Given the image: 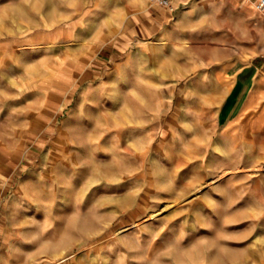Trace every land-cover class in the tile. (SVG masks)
<instances>
[{"label": "rangeland", "instance_id": "1", "mask_svg": "<svg viewBox=\"0 0 264 264\" xmlns=\"http://www.w3.org/2000/svg\"><path fill=\"white\" fill-rule=\"evenodd\" d=\"M73 2L0 0V205L21 192L32 236L70 245L35 264H264V129L222 136L225 89L154 94L129 51L62 85L98 28Z\"/></svg>", "mask_w": 264, "mask_h": 264}, {"label": "crops", "instance_id": "2", "mask_svg": "<svg viewBox=\"0 0 264 264\" xmlns=\"http://www.w3.org/2000/svg\"><path fill=\"white\" fill-rule=\"evenodd\" d=\"M172 4L173 12L150 0H74L73 12H98L92 21L98 28L88 38L93 45L84 56L73 59V77L62 85L90 79L97 62L116 63L129 51L134 73L146 71L151 79L148 89L154 94L171 88V75L190 73L198 75L194 82L198 88L203 75H208V88L214 91L211 104L219 99L218 89H225L217 116L224 127L222 136H245L248 122L254 132L263 130L264 13L256 9L255 0H172ZM81 21L76 16L69 25ZM63 35L65 40L74 39L72 30ZM57 39L58 35L52 40ZM142 57L145 67L138 65ZM124 62H118L119 66L126 65ZM164 94L163 105L169 98ZM18 186L25 192L23 182ZM13 195L0 205V264L58 261L70 245L57 239L44 244L32 236L34 228L22 224L29 216L20 204L21 192Z\"/></svg>", "mask_w": 264, "mask_h": 264}, {"label": "built area", "instance_id": "3", "mask_svg": "<svg viewBox=\"0 0 264 264\" xmlns=\"http://www.w3.org/2000/svg\"><path fill=\"white\" fill-rule=\"evenodd\" d=\"M155 6H161L169 11H174L175 7L172 4V0H150ZM255 7L260 13H264V0H255Z\"/></svg>", "mask_w": 264, "mask_h": 264}, {"label": "bare ground", "instance_id": "4", "mask_svg": "<svg viewBox=\"0 0 264 264\" xmlns=\"http://www.w3.org/2000/svg\"><path fill=\"white\" fill-rule=\"evenodd\" d=\"M215 148H216V150H217V149H218V146H216ZM215 152H216V151H215ZM226 173H227V172H226ZM213 179H215V178H213ZM218 180H219V178H218ZM128 227H129V226H128ZM128 227L124 228L123 231L129 229Z\"/></svg>", "mask_w": 264, "mask_h": 264}]
</instances>
